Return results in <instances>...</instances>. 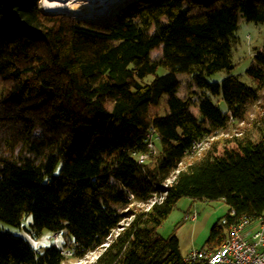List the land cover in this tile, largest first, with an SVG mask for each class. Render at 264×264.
I'll return each instance as SVG.
<instances>
[{
	"label": "trees",
	"instance_id": "obj_1",
	"mask_svg": "<svg viewBox=\"0 0 264 264\" xmlns=\"http://www.w3.org/2000/svg\"><path fill=\"white\" fill-rule=\"evenodd\" d=\"M38 2L0 0V221L31 218L30 239L0 228V264H189L177 225L158 231L179 199L234 211L205 250L264 212V43L254 86L230 73L238 17L263 22L264 0H121L100 21Z\"/></svg>",
	"mask_w": 264,
	"mask_h": 264
},
{
	"label": "rangeland",
	"instance_id": "obj_2",
	"mask_svg": "<svg viewBox=\"0 0 264 264\" xmlns=\"http://www.w3.org/2000/svg\"><path fill=\"white\" fill-rule=\"evenodd\" d=\"M119 1H121V0H115V1L107 4L105 6V8H103L102 13H100V14L95 12V13H91L89 15H82L80 17L70 15V14L69 15L74 16V17H79V18H86L89 20L100 21L101 19L106 17L107 14H109L111 12V9ZM38 5L40 8H42L41 0H39ZM97 8H99V7H97ZM57 13L66 14L64 12H57ZM67 15H68V13H67ZM237 25H238V27H237V30L235 31V35L237 37V43L232 47V50H231V61L234 64V68L230 71V73L232 75H235L243 83H245L249 86H254L252 80L249 78V76L246 74L245 71L251 62V58H252V55L254 53V49L258 48L260 45H262L264 43V21L263 22L247 21L241 15H239ZM165 72H166L165 69H163L161 67L158 68V70H157V74H163ZM227 75H228V73L226 71L220 70V71L214 72V73L206 76V79L210 82H212V81L220 82ZM176 76L182 83L186 82V80L188 79V77L185 74L177 73ZM152 77H153L152 75L147 76L143 80V82H149L152 79ZM211 99L213 102H215V103L217 102L214 98H211ZM218 106L221 110L225 109L224 103L222 101H220L218 103ZM165 111H166V105H165V99L163 98L160 101V104L158 107V112L160 114H162ZM213 137L207 138L203 142L202 148L199 147L196 150L192 151V153L200 154V152H202L208 146V144L213 139ZM191 149H192V147H191ZM188 202H189V199L186 197L179 199V201L177 202L172 214H170V216L167 218V221H165L163 228L160 231V234L163 237H166L168 235V233L170 231L169 229L172 227V225L178 221L180 216L182 217V209L184 208V206L186 204H188ZM196 202L198 204H202V203L205 204V202H207V201H198L197 200ZM208 203L215 204V202H208ZM198 206L200 207V205H198ZM226 213H229L231 215V214H234V211L228 210V208H227ZM193 214L195 215L196 213L195 212H193L191 214L189 213L185 217L187 218L189 216H192ZM225 214H223L221 217H224ZM245 218H247V217H245ZM241 219H243V218H241ZM30 221H31L30 216L25 217L23 220V225L20 228L6 224V223L0 221V228L4 229V230H8L12 233L21 235L27 239H30V235L25 230V227H29L28 223ZM223 223H226L225 220H223ZM177 224L178 223H176V225ZM186 226L184 228H181V233H180L181 236L184 233L186 234ZM229 226L230 225H228V232H229ZM178 228H179V225L176 227V229H178ZM52 236H53L52 232L44 229L42 232V235L38 238L37 241H33V243L35 244V246H38L39 244L45 243L49 240L51 241ZM186 244H188V243H186ZM189 252L187 254H189ZM96 255H97V252H92V253H89L83 259H77V258L69 257L62 264H89L96 258ZM195 264H201V263H195Z\"/></svg>",
	"mask_w": 264,
	"mask_h": 264
},
{
	"label": "built area",
	"instance_id": "obj_3",
	"mask_svg": "<svg viewBox=\"0 0 264 264\" xmlns=\"http://www.w3.org/2000/svg\"><path fill=\"white\" fill-rule=\"evenodd\" d=\"M152 133L147 138L149 153L155 152ZM205 140L194 141L191 152L202 148ZM147 158L148 154L137 155L140 164ZM128 198L132 200L133 195L129 194ZM195 217L196 214L189 216ZM184 260L189 264H264V212L255 219L243 218L230 224L226 239L216 250H191Z\"/></svg>",
	"mask_w": 264,
	"mask_h": 264
},
{
	"label": "crops",
	"instance_id": "obj_4",
	"mask_svg": "<svg viewBox=\"0 0 264 264\" xmlns=\"http://www.w3.org/2000/svg\"><path fill=\"white\" fill-rule=\"evenodd\" d=\"M198 205H200V207ZM226 211L227 206L220 202L215 204L208 202H205V204H198L196 201L189 199L188 204L182 209V217L180 216L176 222L178 223L177 226L179 225V228L176 229L175 233L179 241L180 253L183 257L191 250L201 249L209 236L212 226L223 214L226 213ZM193 212L196 213L195 219L185 217L187 214ZM164 223L159 227V233L162 230ZM176 223L172 225L169 229L170 231L176 226ZM185 226L186 234L184 233L181 236V228H184Z\"/></svg>",
	"mask_w": 264,
	"mask_h": 264
},
{
	"label": "bare ground",
	"instance_id": "obj_5",
	"mask_svg": "<svg viewBox=\"0 0 264 264\" xmlns=\"http://www.w3.org/2000/svg\"><path fill=\"white\" fill-rule=\"evenodd\" d=\"M113 1L115 0H41V9L49 13L64 12L80 17L95 12L100 14Z\"/></svg>",
	"mask_w": 264,
	"mask_h": 264
}]
</instances>
